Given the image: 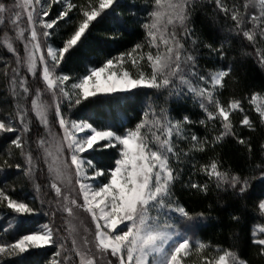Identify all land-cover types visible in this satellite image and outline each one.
Returning <instances> with one entry per match:
<instances>
[{
	"label": "snow or ice",
	"instance_id": "1",
	"mask_svg": "<svg viewBox=\"0 0 264 264\" xmlns=\"http://www.w3.org/2000/svg\"><path fill=\"white\" fill-rule=\"evenodd\" d=\"M196 3L0 0V25H10L13 33L4 31L12 59L3 60V74L14 101L13 110L0 115V145L6 146L0 175L14 177L10 186L0 184V211L8 218L7 225L0 223V232L8 229L0 236V264H189L193 251L201 264H249L233 247L197 237L213 218L212 204L198 211L177 195L178 184L204 198L214 190L217 203L223 193L235 205L229 215L236 225L246 213L264 219V158L243 170L215 156L205 163L197 159L226 137L250 154L251 138L238 135L230 117L241 113L239 124L253 131L256 121L241 99L219 98L233 71L230 64L208 71L198 65L193 53L200 47L218 62L227 53L223 42L214 46L196 36L191 26ZM211 3L264 66V48L256 46L264 44V0ZM122 6L140 28L133 42L125 39L130 29L117 12ZM101 25L108 30L93 43L90 37ZM29 76L40 87L33 89ZM161 93L167 94L164 105L157 103ZM171 98L193 99L203 118L193 121L170 108ZM105 103L133 106L134 115L118 123L101 114ZM249 103L264 125V94L250 93ZM217 122L211 139L193 130ZM37 172L52 193L39 203L15 188V179L24 177L39 193ZM39 214H48L49 222L26 228ZM249 239L264 257V224H253Z\"/></svg>",
	"mask_w": 264,
	"mask_h": 264
},
{
	"label": "trees",
	"instance_id": "2",
	"mask_svg": "<svg viewBox=\"0 0 264 264\" xmlns=\"http://www.w3.org/2000/svg\"><path fill=\"white\" fill-rule=\"evenodd\" d=\"M11 3L12 0H7ZM83 2V0H78ZM131 0H124V4L130 3ZM231 6L233 0H224ZM238 3L243 4L244 0H237ZM137 5L143 6L150 4L151 0H135ZM58 5H53L51 13L54 15L57 11ZM252 11L253 9H249ZM118 13H123L120 17L121 20L127 22V26L130 32L125 33V39L129 42H133L139 39L138 33L140 28L138 25L132 22V18L129 16L127 8L122 6L117 9ZM191 26L196 29V36L199 40L205 43H212L214 46H218L221 42L224 43V50L227 53L223 62H218L215 55H209L208 49L200 47L198 52L193 54L198 55L197 63L202 71L215 70L216 68L223 67L225 65H231L233 68L229 77L225 78L224 86L220 89L219 98L221 102H225L231 98L241 99L242 104L249 116L256 121L255 130H250L245 126L239 124V120L242 119V114L239 112L231 115V120L234 124L235 132L244 137L245 139L251 138L252 151L249 154L243 145L236 142L233 137H226L224 141L217 144L214 150H206L204 153H198L197 159L200 163L207 162L211 157L215 156L222 159L226 165L243 170L248 165L255 161H259L264 158V150L261 149V145L264 144V125L260 124L258 120V114L255 113L253 107L250 105V93L261 92L264 94V66L258 62V54L254 51V48L249 42L244 39L235 37L234 33L229 31L232 26V22L227 20L223 13L218 9H214L211 0H197L195 11L192 14ZM10 25H0V115L8 113L13 110V98L8 92L7 79L4 76V59L11 60L12 53L8 52L6 46L3 44L4 31H8L9 35L13 33L9 31ZM106 25H101L93 32V37H90V41L93 43H99L103 39L105 31H107ZM60 32L61 29H57ZM93 38H96L93 40ZM56 43L60 41V37L55 38ZM257 47L264 48V44L258 43ZM16 47L23 55V47L18 42ZM97 59H102L103 56L99 55ZM14 67V65H13ZM10 72V69H8ZM23 71V69H22ZM29 81L32 88L40 87V84L29 76ZM166 93L159 94L157 103L164 105V96ZM170 108H174L181 114L188 115L193 121L203 118V112L199 108L198 104L193 99L177 100L171 98L168 101ZM100 112L104 117L109 119H115L118 123L121 122L126 116L134 115L133 106L126 104H103L100 106ZM172 115H176V112H172ZM197 135L209 139L213 135L217 134L219 130V124L209 123L207 126L196 124L193 128ZM183 147V145H181ZM5 145H0V152H3ZM197 179H203L202 176H198ZM14 180V177L10 174L7 177L0 175V184H4L7 181L10 186ZM37 182L41 184V191L37 193L30 181H26L24 177L15 179L16 192L31 199L33 196L38 197L37 203L40 198L52 195L51 191L47 188V182L43 174L37 172ZM177 195L181 196L184 201H187L188 205L196 210H203L209 204H212L213 211L211 213L212 219L208 220L206 224L198 232L197 237L203 241L211 242L212 244H219L224 248L233 247L234 250L243 254V258L249 261V264H264V257L257 254L258 250L250 243V231L253 224H264L257 212L246 213L241 224L236 225L229 215V212L235 205H231L226 202V197L223 193H220L221 203H217V193L214 190H210L207 198L200 195H191L184 189L177 185ZM7 219L3 211H0V223L7 225ZM50 216L48 214H39L34 219L26 222V228L31 227L33 224L40 226L44 223H48ZM57 223H60L57 219ZM5 228V232L7 231ZM26 230V229H25ZM5 232H0V236H4ZM11 239V237H5ZM51 255V253H49ZM32 259V258H28ZM200 259V255L193 252L189 258L190 262H195Z\"/></svg>",
	"mask_w": 264,
	"mask_h": 264
},
{
	"label": "rangeland",
	"instance_id": "3",
	"mask_svg": "<svg viewBox=\"0 0 264 264\" xmlns=\"http://www.w3.org/2000/svg\"><path fill=\"white\" fill-rule=\"evenodd\" d=\"M17 42L22 45V43H20L19 41H17ZM22 47H23V45H22ZM42 99H44L45 101H47L49 103L52 102L51 98L48 95H46V94H42ZM81 215L83 216L84 214H81ZM193 252H195V251H193ZM189 264H201V261L199 259L198 261L196 260L195 262H190Z\"/></svg>",
	"mask_w": 264,
	"mask_h": 264
}]
</instances>
